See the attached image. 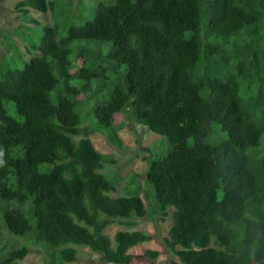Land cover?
Instances as JSON below:
<instances>
[{
	"label": "trees",
	"instance_id": "obj_1",
	"mask_svg": "<svg viewBox=\"0 0 264 264\" xmlns=\"http://www.w3.org/2000/svg\"><path fill=\"white\" fill-rule=\"evenodd\" d=\"M15 9L33 24L17 33L35 55L9 39L0 57V264H25L32 246L50 264L73 262L72 245L130 264L149 234L104 230L147 214L141 189L151 214L171 216L163 242L181 264H264V0H19ZM87 107L90 132L118 149L122 112L169 141L161 157L142 147V186L132 172L113 195L118 175L102 170L115 161L87 137ZM213 133L223 138L210 143Z\"/></svg>",
	"mask_w": 264,
	"mask_h": 264
},
{
	"label": "rangeland",
	"instance_id": "obj_2",
	"mask_svg": "<svg viewBox=\"0 0 264 264\" xmlns=\"http://www.w3.org/2000/svg\"><path fill=\"white\" fill-rule=\"evenodd\" d=\"M18 1L19 0H0V57L5 53V44L9 39H12L15 45L24 52L26 59L29 60L31 55H35V52L31 51V54L27 53L26 44L22 41L17 30L23 28V30L27 32L28 29L26 26H32L33 24H29L30 22L23 20L20 12L15 9V4ZM72 1L74 3L77 2V0ZM30 14L43 26L52 24L53 20L49 13L39 14L37 11H30ZM89 111L91 112V109L88 107L86 110H81V113H83L82 127L88 130L87 137L98 151L109 154L115 161L114 163L107 164L104 170H102L110 175H118L116 185L117 192L113 193V195L123 192V188L127 184L128 176L132 172L136 174V178L134 179L136 184L142 186L147 168V163L143 157L148 154L147 151L142 150V147H152L151 154L155 156L157 152L158 156L156 157H161L167 154L170 147L169 141L165 137L153 133L145 126L139 125L134 120L128 118L127 112H122L115 117L117 134L124 145L123 149H118L108 139L104 131L90 132V120L87 116ZM211 128L213 130L212 132H214L217 126L212 124ZM221 138H223V136H216L213 133L209 138V142L214 143ZM74 139L76 140L78 137L74 136ZM154 142L157 144L153 148ZM139 195L145 204L147 214L143 217L128 219V221L114 222L105 228V233L111 239L115 232L120 229L142 230L149 234V240L134 246L130 250L132 254L130 264H170L169 261L171 259L181 264L176 256L169 253L163 242V238L167 235V231L172 223L171 216L168 215L162 220L159 213L151 214L150 203H148V199L145 197L142 189ZM72 247L76 251V259L73 262L65 264H111L104 261L99 253L92 251L87 246L72 245ZM44 249L45 247L32 246L27 255L22 259V262L25 264H50L45 258ZM145 249L157 250L158 256L153 259L142 256Z\"/></svg>",
	"mask_w": 264,
	"mask_h": 264
}]
</instances>
